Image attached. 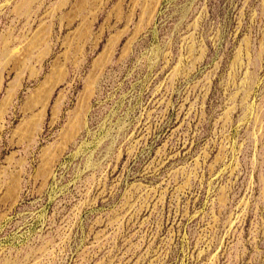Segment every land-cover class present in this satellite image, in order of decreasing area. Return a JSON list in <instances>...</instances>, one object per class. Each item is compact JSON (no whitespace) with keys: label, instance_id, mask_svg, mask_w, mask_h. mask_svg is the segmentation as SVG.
<instances>
[{"label":"rangeland","instance_id":"obj_1","mask_svg":"<svg viewBox=\"0 0 264 264\" xmlns=\"http://www.w3.org/2000/svg\"><path fill=\"white\" fill-rule=\"evenodd\" d=\"M0 108V264H264V0H0Z\"/></svg>","mask_w":264,"mask_h":264},{"label":"bare ground","instance_id":"obj_2","mask_svg":"<svg viewBox=\"0 0 264 264\" xmlns=\"http://www.w3.org/2000/svg\"><path fill=\"white\" fill-rule=\"evenodd\" d=\"M1 108H2V107H1ZM1 108H0V109H1ZM2 110H3V109H2ZM1 113H2V111H1Z\"/></svg>","mask_w":264,"mask_h":264}]
</instances>
